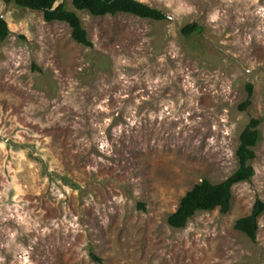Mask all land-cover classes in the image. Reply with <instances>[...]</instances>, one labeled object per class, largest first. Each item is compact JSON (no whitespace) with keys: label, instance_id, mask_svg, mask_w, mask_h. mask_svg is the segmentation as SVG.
<instances>
[{"label":"rangeland","instance_id":"rangeland-1","mask_svg":"<svg viewBox=\"0 0 264 264\" xmlns=\"http://www.w3.org/2000/svg\"><path fill=\"white\" fill-rule=\"evenodd\" d=\"M138 1L167 18L67 1L87 47L0 0V264H264V213L254 241L234 227L264 202V0ZM252 118L255 174L229 211L171 228L194 185L237 169Z\"/></svg>","mask_w":264,"mask_h":264},{"label":"trees","instance_id":"trees-1","mask_svg":"<svg viewBox=\"0 0 264 264\" xmlns=\"http://www.w3.org/2000/svg\"><path fill=\"white\" fill-rule=\"evenodd\" d=\"M5 3L31 11H38L43 14L46 22H65L71 28L72 38L79 44L91 47L92 43L88 38L87 31L76 12L68 10L66 2L69 1L76 10L87 11L93 16L115 15L119 13L131 14L139 18L155 21L165 20L166 14L158 9L138 0H63L56 5L58 0H3ZM198 29L195 24H188L183 27L182 32L188 36ZM9 29L6 21L0 18V42L9 36ZM253 87L247 85V98L239 106L240 110H246L251 105ZM260 119L252 118L245 126L239 136V145L236 150L238 167L226 180L219 183H212L209 180H202L193 186L180 200L179 206L172 213L167 223L171 228L183 229L188 221L198 212L213 211L219 209L221 213H227L232 200V188L234 185L250 181L254 176L252 161L255 159V148L262 140L259 130ZM143 207V206H142ZM264 213V202L257 200L249 215L238 219L235 222V229L245 234L250 240L256 239L258 231V219ZM94 259L99 261L97 257Z\"/></svg>","mask_w":264,"mask_h":264}]
</instances>
